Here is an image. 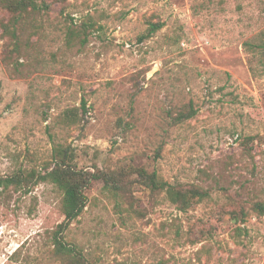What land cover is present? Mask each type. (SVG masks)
Returning a JSON list of instances; mask_svg holds the SVG:
<instances>
[{
	"label": "rangeland",
	"instance_id": "obj_1",
	"mask_svg": "<svg viewBox=\"0 0 264 264\" xmlns=\"http://www.w3.org/2000/svg\"><path fill=\"white\" fill-rule=\"evenodd\" d=\"M33 1L47 10L15 19L0 0V175L42 171L62 147L83 171L144 167L210 196L183 213L94 181L60 232L54 185L11 188L0 264H264V0ZM149 22L163 27L143 39Z\"/></svg>",
	"mask_w": 264,
	"mask_h": 264
},
{
	"label": "trees",
	"instance_id": "obj_2",
	"mask_svg": "<svg viewBox=\"0 0 264 264\" xmlns=\"http://www.w3.org/2000/svg\"><path fill=\"white\" fill-rule=\"evenodd\" d=\"M5 8L14 15V18L22 16L28 8L34 10H43L45 2L42 5H37L33 0H2ZM148 29L143 39L153 37L163 25L159 22L148 23ZM94 22L83 24L81 35L82 41L85 42L91 30H95ZM85 112V103H84ZM81 120L79 110L76 108L67 109L60 117V124L69 127ZM253 140L247 138L246 141ZM55 157L52 164L45 167L42 171L32 170L25 172L17 171L10 176L0 175V192L16 188L23 191H28L32 186L40 182H49L54 185L62 194V210L64 221L60 225V232L68 228L76 221L88 204V196L86 190L94 181L104 184V188L108 192L117 193L119 190L126 189L130 185H139L148 190L152 195L158 197L163 195L178 211L186 213L197 203L209 198V192L195 185L171 184L167 182L157 172H149L144 167L126 165L114 171H83L74 165L73 155L69 153L67 148L57 147L54 150ZM256 208L260 212H264V205L257 204ZM234 218H238V214L232 213ZM57 245L68 255L72 254L70 250L62 242L56 241ZM67 264H89L82 254L76 253L71 255Z\"/></svg>",
	"mask_w": 264,
	"mask_h": 264
}]
</instances>
